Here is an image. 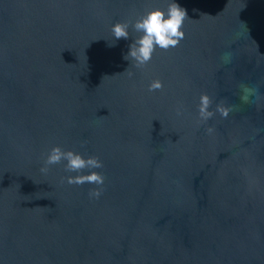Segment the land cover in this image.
<instances>
[{
  "label": "water",
  "instance_id": "obj_1",
  "mask_svg": "<svg viewBox=\"0 0 264 264\" xmlns=\"http://www.w3.org/2000/svg\"><path fill=\"white\" fill-rule=\"evenodd\" d=\"M153 2L0 0V264H264V0H178L184 39L136 68L110 26ZM57 144L103 185L41 173Z\"/></svg>",
  "mask_w": 264,
  "mask_h": 264
},
{
  "label": "clouds",
  "instance_id": "obj_2",
  "mask_svg": "<svg viewBox=\"0 0 264 264\" xmlns=\"http://www.w3.org/2000/svg\"><path fill=\"white\" fill-rule=\"evenodd\" d=\"M188 19V12L178 0H154L152 6L143 9L134 17L122 21H116L110 26L112 43L108 46H115L121 38L128 40L131 33L132 39L127 46V51L123 53V59L128 60L136 68H143L147 65L156 49L167 51L174 48L185 37L184 24ZM131 77L133 74L130 72ZM163 87L162 81L153 79L148 84V91L159 90ZM256 89L242 86L241 100L247 102L250 96H255ZM211 99L207 93H201L197 104V117L200 122H207L213 117L214 112L210 108ZM229 108L217 104L215 112L221 117H226ZM176 114L181 115V108L177 107ZM214 129L209 126L206 132L211 134ZM63 162V168L68 175L62 177V181L68 184H95L102 186L104 176L95 171L102 167V162L98 157L85 156L75 149H65L61 145L51 146L43 158L40 171L47 174L49 166ZM87 169L85 172L83 170ZM75 173V175H72ZM102 188L96 187L88 192L89 198H98Z\"/></svg>",
  "mask_w": 264,
  "mask_h": 264
}]
</instances>
